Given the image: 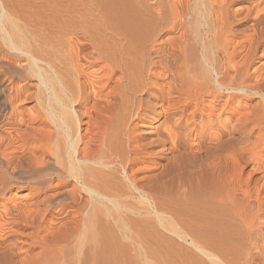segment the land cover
Listing matches in <instances>:
<instances>
[{
  "label": "bare ground",
  "instance_id": "obj_1",
  "mask_svg": "<svg viewBox=\"0 0 264 264\" xmlns=\"http://www.w3.org/2000/svg\"><path fill=\"white\" fill-rule=\"evenodd\" d=\"M0 264H264V0H0Z\"/></svg>",
  "mask_w": 264,
  "mask_h": 264
}]
</instances>
